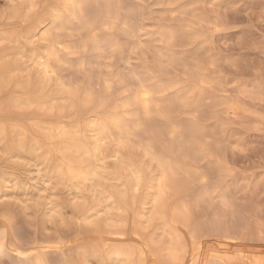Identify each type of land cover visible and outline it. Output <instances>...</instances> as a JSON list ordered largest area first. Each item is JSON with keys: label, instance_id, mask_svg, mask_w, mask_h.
I'll list each match as a JSON object with an SVG mask.
<instances>
[{"label": "rangeland", "instance_id": "374dc122", "mask_svg": "<svg viewBox=\"0 0 264 264\" xmlns=\"http://www.w3.org/2000/svg\"><path fill=\"white\" fill-rule=\"evenodd\" d=\"M31 1L36 5L29 10V0H0V33L22 34L24 28L26 31L37 24L49 0ZM106 1L113 5V19H106L100 13ZM169 8L175 11H167ZM90 11L95 17L97 39L90 41L88 35L75 26L58 33L60 41H66L64 43L70 46L73 55L60 52L59 55L68 62L56 67L57 73L48 90L61 98L55 86L60 82L67 90L77 88L82 92L88 89L92 102L76 104L71 110L67 106L62 110L60 100L54 102V106L45 105L43 108L7 106L9 99L20 96L11 84L5 88L7 91L0 93V126L8 127L10 122L30 129L29 141L33 142L42 138L43 125L60 124L71 130L74 121L84 123L88 119H104L115 106L131 99L141 84H156L162 90L166 89L157 95L158 102L165 106L171 98L177 99L179 108L175 106L172 112L175 122L186 130L191 129L195 135L202 134L201 142L209 150L195 160H186L176 154L177 161L188 168L192 180L181 187L184 191L178 188L182 191L177 189L169 201H214L208 213L210 221L221 222L224 227L241 224L247 237L256 238L257 233L264 237V0H176L172 5L168 0H98ZM93 12H97L96 15ZM161 28L173 30L176 41L164 42L159 35ZM54 36L57 39L56 33ZM46 44L36 38L2 41L0 65L26 68L27 72L21 75L28 73L29 79L34 80L38 68L30 57L33 54L42 56ZM20 50L24 57L18 55ZM197 102L198 107L195 106ZM64 103L67 105V101ZM139 110L142 116V110ZM119 111L123 113V110ZM150 115L159 129L165 127L164 120L162 122L154 113ZM136 139L129 140L128 148L122 153L124 161H142L146 173L151 171L153 176L156 175L155 169L150 168L142 157L146 139L141 142ZM185 139L194 141L192 137ZM171 142L169 137L164 138L167 146ZM115 147H110L105 153L106 158L102 159L110 174L117 172L118 168L111 153L117 150ZM0 152V172L12 173L19 183H26L22 188L17 185L12 189L8 185L10 188L7 186L1 190L0 228L6 227L20 243L49 245L50 250H46L48 264H78L80 259L74 250L91 234L83 226L79 214L74 212L64 220L54 216L48 221L44 216L46 204L48 200L58 201L68 211L69 201L88 204L94 199L104 201L103 196L112 192V182L101 180L96 188L86 182L80 189L55 181L45 183L43 172L36 171L33 161L12 160L10 155L7 158ZM146 173L143 186L138 190L127 187V196L134 195L132 201H151L154 181ZM199 174L205 178H200ZM120 189L125 190L124 187ZM149 230L145 238L150 235ZM58 244L62 246L57 249ZM16 263L11 254H0V264Z\"/></svg>", "mask_w": 264, "mask_h": 264}, {"label": "bare ground", "instance_id": "6f19581e", "mask_svg": "<svg viewBox=\"0 0 264 264\" xmlns=\"http://www.w3.org/2000/svg\"><path fill=\"white\" fill-rule=\"evenodd\" d=\"M97 2L98 0H49L46 2L41 17L36 21L37 24L33 21L36 25L29 27L26 31L24 28V33H18L19 35L15 32V34L0 33V43L2 41H29L33 38L47 42L42 56L33 54L30 57L32 63L38 68L37 77L34 80L29 79L28 73L26 76L21 75L22 72H27L26 68L17 69L0 65V93L7 91L5 88L12 84L20 95L9 99L8 105L5 103L7 106H41L43 108L45 105L54 106V102L60 100L63 110L66 106L70 109L76 104L84 105L86 102H92V94L88 89L82 92L76 90L77 88L67 90L60 82L55 85L58 88L57 91L53 88L62 95L59 98L55 92H49L48 85L54 81L51 80L55 72L57 73L56 67L68 62L59 55L60 52L68 54L71 52L70 46L64 43L66 41H60L58 33L66 31L67 27L75 26L83 30L90 41L94 40L97 27L95 17L90 14L92 13L90 8L96 6ZM174 2L176 0H168L169 5ZM35 5V1L30 2L29 0V10ZM167 11L174 12L175 9L169 8ZM100 13L106 19L112 18L114 14L112 3L106 1ZM54 33L57 34V39L53 37ZM159 35L167 44L176 38L174 31L169 28H163ZM18 55L24 57L21 50ZM161 88L153 83L141 84L131 99L115 106L106 118L88 119L84 123L74 121L71 130L60 124L43 125L42 138L38 140L36 138L33 142L29 141L30 129L29 131L20 128L18 124L9 122L8 127L0 126V150L4 155H10V159L33 161L36 171L39 174L43 172L45 183L55 181L56 184L80 189L86 182L92 183L95 188L101 180L112 182V192L103 196L104 201L94 199L91 204L69 201L68 211L64 210L65 207L62 208L64 205L61 206L58 201L48 200L46 204L44 216L48 221H51L54 216L64 220L69 213L74 212L76 215L79 214L83 226L91 234L90 238L80 241L74 250L80 259L78 264H264V237L259 236L258 233L256 238L247 237L243 233L244 225L241 224L224 227L221 222L210 221L208 213L214 201H169L170 196L172 198L178 188L188 185V182L192 180L188 168L184 166V163L177 161L176 154L186 160H195L198 156L200 157V154L209 150L205 147L206 144L201 142L202 134L196 133L195 135L191 133L193 132L190 131L191 129L186 130L175 122L172 112L173 108L179 104L177 99L169 98L170 101H167L165 106L158 102L157 95L160 96L166 91ZM201 93L202 91L198 95ZM63 99L67 101V105ZM197 105L198 102L195 106L198 107ZM119 109L123 110V113ZM139 109L142 110V116L138 112ZM151 113L161 118L162 122L164 120L166 123L164 128L159 129L155 120L149 118ZM166 137L172 141L169 146L164 143ZM186 137L190 139L192 137L194 141H187ZM131 138H137L139 142L146 139L147 143L142 150V157L148 161L150 168L155 169L156 175L153 176L151 171L146 173L142 161L137 163L124 161L125 156L123 157L122 153L128 148ZM113 145L117 150L114 153L111 152L112 150L110 152L114 155L118 168L117 172L110 174L107 173L102 159L106 158L105 153ZM144 173L150 174L154 181L151 185L153 189L150 194L151 201H132L134 195L130 194L128 197L126 189L128 186L137 188V190L142 187L145 181ZM199 176L205 178V175L199 174ZM8 185L13 189L17 185L19 188L25 187L26 183L24 181L23 184L19 183L12 173L0 172V192ZM120 187H124L125 190H121ZM204 198L207 199L205 196ZM131 212H133L132 223L128 229ZM222 224L225 225V223ZM148 229H151L149 230L150 235L145 238ZM43 245H38L36 242L20 243L6 227L0 228V254L4 252L11 254L17 260L16 264H48L46 250H50L51 247L45 246V243ZM61 246L58 244L57 249Z\"/></svg>", "mask_w": 264, "mask_h": 264}]
</instances>
